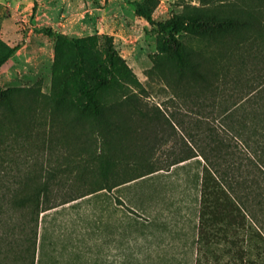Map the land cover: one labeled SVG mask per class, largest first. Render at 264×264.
<instances>
[{"label":"trees","instance_id":"obj_1","mask_svg":"<svg viewBox=\"0 0 264 264\" xmlns=\"http://www.w3.org/2000/svg\"><path fill=\"white\" fill-rule=\"evenodd\" d=\"M180 7L162 21L153 18L156 4H136L135 13L159 36L146 77L198 109L193 147L168 165L152 161V146L134 153L137 174L113 186L94 178L88 189L66 193L59 203L56 151L93 158L96 140H142L151 126L171 121L160 109L146 108V88L113 36L39 30L56 39L49 93L36 84L0 91V165L12 136L27 153L20 186L10 188L0 174V264H44L47 244L55 248L40 233L48 212L162 171L176 174L192 162L201 166L198 241L220 249L227 264H264V0H200ZM181 35L199 44H186ZM20 48L0 38V69Z\"/></svg>","mask_w":264,"mask_h":264},{"label":"rangeland","instance_id":"obj_2","mask_svg":"<svg viewBox=\"0 0 264 264\" xmlns=\"http://www.w3.org/2000/svg\"><path fill=\"white\" fill-rule=\"evenodd\" d=\"M183 2L200 4V0H0V38L21 47L0 69V91L36 84L49 93L56 39L39 30L47 28L74 37L110 35L118 53L146 88L141 98L146 108L151 112L160 109L171 121L165 122L164 128L151 126L142 140L118 136L96 140L93 158H67L56 151L57 203L66 193L79 195L95 179L113 186L137 174L134 153L149 152L152 146V161L159 159L168 165L193 147L190 135L198 133L193 126L198 109L165 83L146 77L153 66L149 56L158 53L159 36L135 13L136 4L147 8L156 4L153 18L162 21L180 12ZM179 39L199 44L187 35ZM140 128L137 130L142 132ZM21 143L12 136L3 146L6 162L0 165V174L10 188L20 186L24 177L27 153ZM176 171H162L48 212L40 233L55 248L47 244L44 264H227L228 256L219 259L220 249L207 248L198 241L197 175L201 166L192 162L185 170Z\"/></svg>","mask_w":264,"mask_h":264},{"label":"crops","instance_id":"obj_3","mask_svg":"<svg viewBox=\"0 0 264 264\" xmlns=\"http://www.w3.org/2000/svg\"><path fill=\"white\" fill-rule=\"evenodd\" d=\"M9 6H10V4H9ZM119 188H121V187L114 188L113 190H118Z\"/></svg>","mask_w":264,"mask_h":264}]
</instances>
